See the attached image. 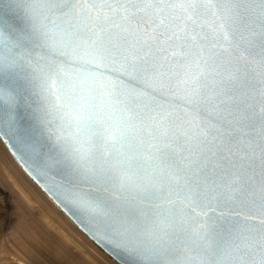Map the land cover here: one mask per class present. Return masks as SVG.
I'll use <instances>...</instances> for the list:
<instances>
[{"label":"snow or ice","instance_id":"snow-or-ice-1","mask_svg":"<svg viewBox=\"0 0 264 264\" xmlns=\"http://www.w3.org/2000/svg\"><path fill=\"white\" fill-rule=\"evenodd\" d=\"M0 132L128 264H264V0H0Z\"/></svg>","mask_w":264,"mask_h":264},{"label":"bare ground","instance_id":"bare-ground-1","mask_svg":"<svg viewBox=\"0 0 264 264\" xmlns=\"http://www.w3.org/2000/svg\"><path fill=\"white\" fill-rule=\"evenodd\" d=\"M0 168L3 173V177L0 173V185L5 188L10 186L18 196L14 203V209L19 214L18 221L12 226L11 235L14 240L31 246H40L51 252L60 264H116L101 252L48 197L46 198L44 192L39 190L18 165L1 140ZM40 209L48 218L43 217L42 220L35 221L31 216L37 215L36 210Z\"/></svg>","mask_w":264,"mask_h":264},{"label":"rangeland","instance_id":"rangeland-1","mask_svg":"<svg viewBox=\"0 0 264 264\" xmlns=\"http://www.w3.org/2000/svg\"><path fill=\"white\" fill-rule=\"evenodd\" d=\"M0 173L3 177L1 168ZM8 187L9 188H5L0 185V264H60L51 252L40 248V246L33 245V247L30 244L21 243L12 238V226L17 223L19 215L17 210L14 209V203L18 199V196L15 194V191L12 190L13 188L10 186ZM36 212L37 215L33 214L31 216L32 219L35 218V221H38V219L42 220L43 217L48 218L41 209L38 211L36 210ZM41 249L42 251H40Z\"/></svg>","mask_w":264,"mask_h":264},{"label":"water","instance_id":"water-1","mask_svg":"<svg viewBox=\"0 0 264 264\" xmlns=\"http://www.w3.org/2000/svg\"><path fill=\"white\" fill-rule=\"evenodd\" d=\"M207 19H211V17L209 16ZM177 113L179 114V108H177ZM0 140L3 143V145L7 148V150L10 152V154L13 156V158L16 160L18 165L24 170V172L36 184V186H38L39 189L44 192V194L68 217L69 220H71V222L78 229H80L92 241V243L101 252L109 256L116 264H128V261L123 254L118 255L116 252H114L111 249V246L108 245L106 242L101 243V242H98L96 239H93L92 235L89 233V231L85 227V225L88 224L87 218L82 217L84 221L83 224L80 221H78L76 219V216L80 215V213L77 212V210L73 208L71 204H68L67 202L62 204L57 200L56 195H59V193L52 186L50 181H48L43 176H40L36 174L35 172H32L31 169L27 168L26 164L21 159V156L23 155V153L18 150V145L16 144L14 137H11L10 135H6L0 132ZM24 159L27 160V156H25ZM45 184H48V186L52 188V192L45 190V187H44ZM53 193H55V195ZM73 213H75V215Z\"/></svg>","mask_w":264,"mask_h":264}]
</instances>
